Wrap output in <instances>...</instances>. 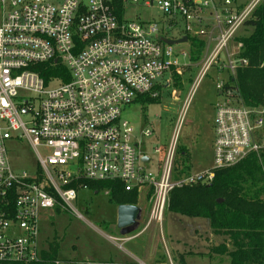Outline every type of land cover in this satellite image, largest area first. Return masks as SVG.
Instances as JSON below:
<instances>
[{
	"label": "built area",
	"instance_id": "1",
	"mask_svg": "<svg viewBox=\"0 0 264 264\" xmlns=\"http://www.w3.org/2000/svg\"><path fill=\"white\" fill-rule=\"evenodd\" d=\"M262 1L251 0L238 12L233 0H150L145 6L159 9L164 19L145 24L120 22L113 0H0V264L42 261L44 212L69 209L83 219L74 204L80 192L90 190L69 188L72 184L118 182L146 199L148 223L138 234L116 240L126 243L152 222L162 227L175 190L211 185L217 171L264 152V100L248 107L228 85L236 70L248 65L240 58L243 45L237 44L236 54L231 45ZM207 18L214 19L212 26ZM177 29L184 31L180 39L164 35ZM186 34L206 38V52L164 162L151 171L153 160L135 128L122 120L123 111L161 99L173 74L183 77L192 65L190 52L165 40L179 41ZM216 65L228 77L216 84L222 100L216 106L214 167L176 178L190 98ZM9 142H26L36 153L34 173L13 171Z\"/></svg>",
	"mask_w": 264,
	"mask_h": 264
},
{
	"label": "rangeland",
	"instance_id": "2",
	"mask_svg": "<svg viewBox=\"0 0 264 264\" xmlns=\"http://www.w3.org/2000/svg\"><path fill=\"white\" fill-rule=\"evenodd\" d=\"M148 1L150 0H129L125 18L145 24L161 22L164 19L161 12L157 8L146 7L145 3ZM250 1L238 0L235 7L245 6ZM1 18L0 8V21ZM179 30L164 35L172 39L180 38L184 31ZM217 33L216 30L215 35ZM251 33L252 29L244 26L237 37ZM175 48L180 50L184 46L178 44ZM189 49L188 45L185 50ZM230 50L231 53L237 51L236 41ZM223 61L226 62L225 54L221 57V63ZM198 65L192 64L183 72L181 90L175 88L173 81L170 89L161 93L159 103L146 105L140 101L123 111L122 120L128 121L135 128L138 142L154 162V165L149 167L151 171H156L158 164L164 162L176 120L197 76ZM220 81H227V76L219 71L216 65L190 98L185 122L180 131L175 166L183 163L184 152H187L191 157L189 166L193 174L214 167L216 106L222 100L216 84ZM146 131L152 133L151 137L143 136L142 133ZM6 148L15 173L36 171L37 155L26 142H9ZM156 149L162 152L157 154ZM171 204L170 199L162 227L157 222H152L132 241L122 243L116 241L124 238L117 228L118 208L109 202L105 192L93 194L90 191H82L74 207L83 219L75 216L69 209L44 212L40 223V247L48 250L52 243H58L60 251L57 264H231L228 256H220L215 251V247L222 244L231 246L225 237L214 234L210 221L176 214L170 209ZM138 206L149 213V206L145 205L143 196L139 198ZM147 222L145 215L143 224L133 234L143 230Z\"/></svg>",
	"mask_w": 264,
	"mask_h": 264
},
{
	"label": "trees",
	"instance_id": "3",
	"mask_svg": "<svg viewBox=\"0 0 264 264\" xmlns=\"http://www.w3.org/2000/svg\"><path fill=\"white\" fill-rule=\"evenodd\" d=\"M233 2L235 4L238 0ZM113 7L118 20L123 22L126 19L124 0H113ZM244 7L237 6L238 12ZM244 26L252 29V33L239 36L235 41L243 45L240 58L248 61V65L239 67L229 78L228 85L233 84L231 87L238 91L246 106L257 107L264 100V0ZM185 37L190 45L191 62L197 65L204 58L206 42L189 34ZM173 79L175 88L181 90V77L174 73ZM148 102L155 104L160 99ZM187 155L184 152L183 163L175 166L176 178L190 174ZM79 185L88 186L93 194L109 190V202L117 208L138 206V193L126 192L121 183L81 181L69 188L78 189ZM170 199V209L174 213L209 220L214 234L229 241L231 247L222 244L215 247V251L220 256H228L231 264H264V152L249 156L235 167L217 171L211 185L177 189ZM219 200L224 201L218 203ZM56 210L60 211L59 208ZM59 251L60 245L54 242L42 252L41 262L31 264H57Z\"/></svg>",
	"mask_w": 264,
	"mask_h": 264
},
{
	"label": "water",
	"instance_id": "4",
	"mask_svg": "<svg viewBox=\"0 0 264 264\" xmlns=\"http://www.w3.org/2000/svg\"><path fill=\"white\" fill-rule=\"evenodd\" d=\"M165 42L171 46L178 44H184L188 42V38H183L179 41ZM224 200H219L218 203H222ZM142 211L138 206L124 205L119 206L117 209V228L120 231L122 237H127L135 233L140 226Z\"/></svg>",
	"mask_w": 264,
	"mask_h": 264
},
{
	"label": "crops",
	"instance_id": "5",
	"mask_svg": "<svg viewBox=\"0 0 264 264\" xmlns=\"http://www.w3.org/2000/svg\"><path fill=\"white\" fill-rule=\"evenodd\" d=\"M207 23H208V25H210V26H212L213 24H214V19H212V18H207ZM184 35H182L180 38H182ZM179 38V39H180ZM183 46H184V48L183 49H180V50H182V51H189V50H185L186 48H187V46L189 45L188 44V42L187 43H184V44H182ZM190 46V45H189ZM220 67H218V70L220 71V69H219ZM223 73L224 74H226V76L228 77V73H227V71H223ZM219 94V93H218ZM220 95V94H219ZM214 133H215V131H214ZM214 141H215V138H214ZM188 154V153H187ZM187 162H188V166H189V164L191 163V157H190V154H188L187 155ZM154 165V162H153V164L152 165H150V166H153ZM190 167V166H189ZM212 168V167H211ZM210 168H205V169H203V170H201V171H198V173L199 172H202V171H206V170H209ZM190 173L192 174L193 172H191L190 171ZM195 173H197V172H195ZM138 204H139V202H138ZM145 205L147 206L148 204L146 203V199H145ZM139 207V206H138ZM140 209H141V211H142V214H141V220H140V226H139V228L141 227V225L143 224V218L145 217V215H146V218L149 220V213L148 212H146L145 211V209H143V208H141V207H139ZM149 212H150V210H149ZM148 223V222H147ZM114 240V239H113ZM115 241V240H114ZM132 241V240H131ZM120 242V241H119ZM128 242H130V241H128ZM123 243V242H122Z\"/></svg>",
	"mask_w": 264,
	"mask_h": 264
}]
</instances>
